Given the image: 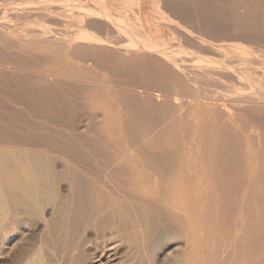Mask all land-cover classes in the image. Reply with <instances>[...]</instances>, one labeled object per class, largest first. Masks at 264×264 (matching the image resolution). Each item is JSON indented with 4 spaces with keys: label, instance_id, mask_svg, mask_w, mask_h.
Segmentation results:
<instances>
[{
    "label": "bare ground",
    "instance_id": "6f19581e",
    "mask_svg": "<svg viewBox=\"0 0 264 264\" xmlns=\"http://www.w3.org/2000/svg\"><path fill=\"white\" fill-rule=\"evenodd\" d=\"M80 1L65 0L64 7L72 6L79 12H85L91 20L94 19V22H91L97 27L103 28V24L98 23V19H101L111 30L116 28L120 32L117 28L121 25L119 20L113 17L107 18L106 9L116 13L112 11V6L107 5V0H93L91 6H85L86 4ZM101 1H105L103 11L97 8V4ZM164 4L167 6L169 2ZM153 6L158 10L164 5ZM4 7H7V4ZM42 12L36 11L41 14ZM46 12L50 11H44L43 14ZM52 13H55V16L60 14L59 12L56 14L55 11ZM52 13L48 14L49 17ZM166 13L169 15L168 12ZM55 16H53L54 20L57 17ZM15 19L13 18V21ZM168 20L174 19L168 18ZM258 21L259 18H234L233 22L237 26L234 29L243 28L244 31H248L242 35L221 34L222 28L224 31L227 27L224 24L220 30L218 26L220 35L218 36L217 33V40L226 41L233 38L230 56L234 64H219L218 59L215 60L213 56H201L199 65L202 68L204 65L210 68L213 74L208 81L212 80V83L220 84L235 83L237 80L244 84L252 83L255 91L251 90L252 94L248 91L247 96L249 94L264 96L263 86H261L262 90L257 89L256 80L252 82L251 79H256V76L251 71L253 67L250 66L249 58L255 57L257 52L248 46L256 52V54L253 52L254 56L249 57L253 54H250L252 50L246 51L247 46L241 42L244 38L264 39V22ZM2 22L4 24H0V41L6 40V42L4 49L0 48V95L9 94L6 92L9 91L11 98L22 97L25 106L31 105L32 107L29 109L28 106V109L34 108L35 110L32 109L33 114L36 112L34 116L40 113L43 121L31 118L27 120V115V119L23 117V120L19 118L23 114L18 117L23 111L17 114L15 109V111L11 109L16 112L11 111L13 119L8 121L2 118L6 120L2 121L0 118V252L3 247L5 248L4 244L9 241L10 236L14 235L20 216L35 215L40 221V217H43L49 207L51 218L45 222L43 237L36 250L32 247L35 251L26 264H52L53 261L65 264L66 262L88 264L91 258L92 260L95 258V261H91L90 264H106L99 257L103 256L102 250L108 249L110 244L126 246L123 262L125 264H153L149 259L151 255L146 259L148 252L151 251L152 254L153 251L158 250L162 241L166 239L177 240V248L180 249L175 261L170 264H264V139L261 140L259 136L260 139L258 138L257 144L253 147L251 137L237 131L238 128L242 131L246 130L245 124L242 123L243 118L255 119L252 128L262 127L264 124V119L256 115L258 110L255 106L251 110L240 108L241 105L249 102L248 99H229L228 96L238 94L229 90L225 94L227 97H199L196 91L202 89L203 83L201 84L198 73L192 75V72L186 71L183 62L180 63L175 59V50L172 46L166 45L154 36L150 41L141 40L137 37L136 31L131 30H125L126 34L132 36L131 41L127 42V39L123 38L125 40L121 39L119 43L90 30L82 32L77 30L75 35L70 31V35L72 33L73 41H76L72 43L81 42L99 46L83 45L79 50L87 60L89 59L88 61L100 65L105 64L106 61L107 64L103 67L112 73L115 72V75L117 71H121L120 74L117 72L118 76L123 72L124 78H126L124 74L141 77L145 76V73H150V78L167 80L168 84L164 85V88L176 92L174 94L178 97L176 101L175 98L155 106L152 98H149L146 104L140 103L133 94L131 96L120 94L118 90L115 93L120 95L117 94L119 96L115 97L116 88L110 89L111 85L109 89L113 91V97L107 94L108 97H104L105 94L101 92L106 91L107 86L101 88L104 90L100 92V88L93 86V88L89 86L85 88L82 85L78 87L74 84L34 78L27 73L22 75V71L20 74L17 73L19 65L14 62H4V60L19 59L16 56L12 58L13 53L6 52V47H18L20 51L22 48L23 51L26 49L31 55L26 58L31 59L39 56L56 57L54 55L60 54L62 43L60 44L57 33L48 25L43 26L42 30L39 28L40 31L31 32L32 38L29 41L23 42L21 39L25 36H20L21 41L9 42L7 37L16 33L10 29L12 23L8 26L9 24H5L6 20L3 19ZM22 22L24 21L18 23ZM23 24L21 27L26 23ZM159 26L157 24L152 30L162 38L164 35L159 31L161 30ZM18 29L17 33L21 28ZM171 29L175 31L177 28L171 27ZM51 36H55L52 40L54 39L56 46L50 41ZM201 36L195 39L198 42L202 40L200 44L216 42L212 35L207 34L202 36L203 38ZM68 41L71 43V40ZM224 43L226 45V42ZM103 45L111 47L119 45L120 48L128 50V55L131 52L135 55L141 52L144 56L132 57L131 60L118 58L109 50L103 49L101 47ZM53 49L58 52H54ZM120 56L123 57V54ZM145 56L157 59L162 63L161 67L145 64L142 60L146 59ZM84 60L87 61L86 58ZM9 66L17 71L7 73L5 67ZM215 70H219L220 73L216 74ZM215 74L220 75V78L213 77ZM91 75H95V72ZM3 78L7 80L2 82ZM94 78L96 79V75ZM215 78L220 81H215ZM223 93L220 92L222 95ZM245 94L243 93V97ZM76 95H78L76 99L83 100L86 107L101 112L100 115L96 112L93 116L90 114L91 117L88 115L86 119L81 117L82 107L79 106L81 104L72 98ZM185 96L188 97L184 98ZM157 100L161 99L157 98ZM114 101L118 103L115 104ZM19 102L15 104H20ZM158 109L159 111H156ZM145 111H153V114L155 111L157 114L148 116ZM190 114L192 119L189 118ZM14 115L18 117L15 120ZM20 121L29 127L27 131L24 123L22 124L24 128L18 125ZM56 125L60 128L56 129ZM193 126L195 133H191ZM61 127L69 131L65 134ZM190 133L194 134L191 140ZM99 252H102L101 256ZM12 256L6 257V264H12ZM120 262L118 261L119 264Z\"/></svg>",
    "mask_w": 264,
    "mask_h": 264
},
{
    "label": "rangeland",
    "instance_id": "374dc122",
    "mask_svg": "<svg viewBox=\"0 0 264 264\" xmlns=\"http://www.w3.org/2000/svg\"><path fill=\"white\" fill-rule=\"evenodd\" d=\"M56 1L58 2V4H57ZM56 1L55 0H0V8L3 7L2 9H0V22H2V20L4 19V21L6 20V22H5L6 25L9 24L8 26H10V24L12 23L11 26H10V29L12 30L13 33H16L14 36L11 35V37H7V41H9V42L10 41H21V40L23 42L24 41H29L32 38L30 36L31 32H37L39 30V28H40V30H42L43 26L48 25L51 29H53L57 33L56 34L57 35V39L60 40V44L62 43L61 44L62 46H60L61 47L60 48L61 51L59 50V47L57 49V50H59L61 55L58 53V55H54L56 57L39 56L37 58H33L32 57L31 59H29V57L26 58L27 56H31V55H29L30 53H28V51L26 49H24L25 51H23V48H22L21 51H20V48L18 49V47L17 48L16 47H12V46H11V48H10V46L6 47L5 48V50H7L6 52L13 53L14 56L12 55L13 56L12 58H15V56H16L19 59H16L17 61L4 60V62H14L15 64L20 66V68H17L18 71L15 68L10 67V66L8 68L5 67V69H7V73L9 71H17V73H19V74L22 73V72H23L22 75L24 73H27L29 75H32V77H34V78H40V79L47 80V81H50V82H57V83H61V84H72V85L74 84V85H76L78 87H80L82 85L85 88H87L88 86L91 88L93 86V87H97L98 89L100 88V92L102 90H104V89L101 90V88H103V87L105 88V86H107L108 89L106 88V91H102L101 92V94L102 93L105 94L104 97L106 96V94L108 96L109 95L112 96L118 90V92L120 94H125V95L128 94L130 96H131V94H133V96L138 98L140 103H145L146 101H148V100H150L152 98L151 100H153L154 104H156L155 106H158V105H160L161 103H163L164 101H167V100H171L172 101L175 98L176 99L174 101H176L177 98H178V97H176L174 95V94H176V92L175 91H171V90H166L164 88V85L168 84L167 80H162V79L160 80V79L150 78L149 77L150 73H148V74L145 73V76H141V77L140 76H138V77H134L133 76L132 77V76H128V75L124 74V76L126 77V78H124L123 77V72L121 73L122 76L121 75L118 76V73L120 74L121 71L120 72L117 71L118 73L116 72L117 75H115V72L112 73L108 69H106V67H103V65L107 64L106 61H105V64L101 63L102 65H100V63L97 64L94 61H88L89 59L87 60V57L85 55H83L82 53H80L81 50H79L80 47H82L83 45L85 47H94V46L95 47H99V46H96L94 44H89L88 45V43L85 44V43H81V42L72 43L74 35H75L77 30L79 32H82L83 30H86V31L90 30V31L98 33L101 37L109 38L110 40H113V41H116V42H118L119 40L121 41V39L125 40L123 38H126L127 39L126 41L130 42L132 36L126 34L125 30H131L132 32L136 31V34L138 35L137 37L139 39H141V40L142 39H146V40L150 41L151 37L154 36L158 40L160 39V41H163L166 45L168 44L169 46H172V49L175 50L174 51L175 59L177 61H180V63H181V61L183 62L182 65L186 66V67H184L186 69V71H188L190 73L192 72L191 73L192 75L194 73H198V78H199L201 84L203 83L201 85L202 89L199 88L198 91L195 90L196 92H198V96L199 97H225L226 96L225 94H227V90H229L231 92L238 93V94H240V95L237 94L239 97L236 94H234L236 97L235 96H231V97L228 96L229 99L230 98L231 99H239V100L240 99H248L249 102H247V103H245L243 105L240 104L241 105L240 108L241 109L242 108L243 109L247 108V110H249V109L251 110V108H253L255 106L257 108V110H258L256 115H258V116H260V117H262L264 119V112H263L264 111V101H262L264 99V96H263V94L262 95L261 94H259V95H250V94H252V93H250L251 90L255 91L254 87L251 85L252 83L248 84L247 82H245V84H244V83H240L238 80L235 83H224V84H220V83H217V82L216 83L215 82L212 83V80L208 81V80H210L212 78L210 76L213 75L211 73V69L205 67V65L203 66V68H204L203 69L201 67V65H199L200 63L198 61H200L199 58H201V56L202 57L203 56H207V57H210V56L212 57L213 56V58H216L215 60L218 59L217 62L219 64L220 63L230 64V65L234 64V60L230 56V54H231L230 53L231 52L230 45L233 44V42H232L233 38L232 39L229 38L226 41H224L223 39L222 40L219 39L221 42L223 41V43H221L219 40H217L218 38H216V37H218L220 35L218 32L223 27V22L222 21L220 22V20H219V18H221L219 16V12L217 11L215 16L212 15V16L207 17L205 15H201L199 13V6H198L199 0H184V2H185V5H184V17H185L184 23H181L180 21H177L175 18H173L171 16L170 13H169V15H167V13H166L167 11H165V9L162 8V7L158 8V10H156L155 6L152 7V11L150 13V14L153 15V17L151 19L150 16H148L147 14L146 15L144 14L145 12H144V10L142 8L143 6L140 5V3L143 0H118L117 2H115L116 0H107L106 1L107 5L108 6H112L113 7L112 11L116 12V13H111L108 9H106L108 11V13H106L107 18L113 17V18L119 20L121 25L119 27H117V28L120 30L121 33L118 32V30H116V28H112V30H111V28L108 27L106 22L103 23L104 21L102 22L101 19H98V18H97L98 19V23H100V24L102 23L103 24V28L97 27L95 23L93 24L94 19L91 20L88 16L85 15L86 14L85 12H79L76 8H73L72 6H65L64 7L65 0H56ZM60 1L63 2V4H61ZM82 1H80V2L83 3L84 5L86 4L85 6H87V5L91 6L90 3L93 4V0H84V2H82ZM231 1H232V6H231V17H232L231 20L232 21L226 22V27L227 28L224 31H223L224 28H222V31L220 32L221 34L222 33H228V34L231 33V35H233V34H241L242 35V34H244L246 32L248 33V31L247 30L244 31L245 29H243L242 27H241L242 29H240V30L234 29V28H237V26L233 22L234 18H241V19H244V18L258 19L259 18V21H258L259 23L260 22L262 23V21L264 22V0H231ZM122 2H125V3L121 4ZM4 3L7 4V7H4L5 6ZM9 3H11V5ZM12 3H14V4H12ZM103 3H105V1H101V3L97 4V8L100 9L101 11H103L105 9ZM113 3L116 4V5H113ZM55 4H57V5H55ZM61 5H62V7H61ZM57 6H60V7H57ZM66 7L67 8L69 7L70 9H74V10H70V9L67 10ZM16 8H17V10H16ZM36 8L37 9L41 8V9L37 10ZM48 8H49V10H47ZM8 9L10 10L9 12H8ZM159 9H160V11H159ZM30 10H31V12H29ZM32 10L35 11V12H33ZM36 11L37 12H39V11H41V12L42 11L43 12L44 11H48L49 12L50 11L49 13H52L53 11H55L56 14L58 12L60 14H58V16L56 15L57 16L56 17L54 15L55 13L54 14L52 13V15L56 17L55 20H54V17L51 14L50 15L53 18L51 16H50L51 17L50 18L49 15H48L49 13H47V12L45 14H43V12H42V14H41V13H36ZM76 11H78V12H76ZM13 13H14V15H13ZM35 13H36V15H35ZM20 15L23 17L24 20L22 19V17ZM59 15H61V16L59 17ZM17 16H18V18H16ZM13 18L14 19L16 18V19L13 21ZM168 18H173L174 20H168ZM84 19L86 21H84ZM7 20H8V22H7ZM16 20L18 22L24 21L22 23H24V24L26 23V24L25 25L23 24L24 26L21 27L22 23L20 24ZM52 20H53V22H52ZM91 21H93V22H91ZM152 21H154V22H152ZM56 22H58V23H56ZM160 23H161L162 26L160 25ZM171 23H172V25H169ZM227 23H229V24H227ZM0 24H4V23L2 22ZM157 24H158V26L160 25L159 27H161V30H159V31H162L161 33L164 35V37H162V38H159L157 36V34H155V32H153V30H152ZM15 25H18V27L21 28L19 33H21L22 35L17 33V31L19 29ZM176 26H178V27H176ZM218 26H219V28L221 27L220 30H217V29H219ZM231 26H232V28H230ZM106 27H108V28H106ZM171 27L173 29H175V28H177V29H175V31H174V30L171 29ZM23 29L24 30L27 29L26 30L27 33ZM71 29H73L74 31L71 30ZM70 31L74 32L73 37H72V33L70 35ZM13 33H11V34H13ZM217 33H218V36H216ZM256 33H259V32H256ZM27 34H29V35H27ZM201 34H204V35L208 34L209 36L212 35L214 37L215 41H216L215 43H213L214 45L213 44H207V43L200 44V43H202L201 39H199V40H201L200 42L196 41L195 39L200 37ZM204 35H202V36L204 37ZM20 36L21 37L25 36V37H23L21 39ZM55 36H53V37L51 36V38H50L51 39L50 41L53 42V45H54L55 41H53L54 39L52 40V38H55ZM12 37H14V38H12ZM57 39H56V41H57ZM68 39L71 40V43H69ZM188 40H189V42H188ZM227 41H228V43H230L229 45H228ZM5 42H6V40L0 41V48L4 49ZM73 42H76V41H73ZM224 42H226V45H225ZM241 42H243L247 46V48L245 47L246 51L252 50V52L250 51V54L254 52L253 49L257 52V54H256V52H254L256 54V56L253 57V58H251L250 56H254V53L249 55V57H250L249 58L250 66L253 67V69H251V71L256 76V79L255 78H251V79H253L252 82H254V80H256L255 82H257L256 83V88L257 89H261L262 88L261 86H263L262 89H264V74L262 75V72L264 73V69H262V68H264V66H263V64H264V61H263L264 60V55H263L264 54V45H263L264 44V39H262L260 37L244 38ZM246 42H248V43H246ZM256 42H258V43L256 44ZM48 44H49V42H48ZM79 44L80 45L82 44V45L80 46ZM193 44H195V45H193ZM216 44H217V46H216ZM199 45H201V46H199ZM54 46H56V45H54ZM248 46L250 48L252 47L253 49H249ZM101 47L103 49L105 48V49L109 50L114 56H117L118 58H125V59L131 60V59H133L136 56L137 57H143L144 56V53L142 54L141 52H139V53L137 52L136 55H135V53H132V52H131L132 55H130L131 53L129 52L130 54L128 55L127 54L128 50H126V49L124 50V49L120 48L119 45H115V46H112V47L103 45ZM242 48H244V46ZM257 49H259V50H257ZM53 50H54V52H56L55 51L56 49H53ZM228 50H230V51H228ZM236 52H238V51H236ZM122 54H123V57L120 56ZM9 55H11V54H9ZM18 55H19V57H18ZM146 55H148V54H146ZM126 56H128V57H126ZM84 57L86 58V60L88 62L84 60L85 59ZM145 58L146 59H142V60H144L145 64H147V65H155L156 67H161L162 63H160L157 59L151 58L150 56H148V57L145 56ZM254 58H257V59H254ZM190 61H191V63L189 64ZM251 61H253V62L251 63ZM195 62H196L197 65L195 64ZM126 63L129 64L128 62H126ZM191 64H192V67H191ZM69 65H70V67L68 68ZM71 65H73V66H71ZM257 65H258V67H257ZM24 66L29 67V68H33V69L29 70V69H27ZM260 66H261V68H260ZM22 67L25 68V69H22ZM254 67H256V68H254ZM94 72H95V75H96V79L94 78L95 75H91V74H94ZM215 72H216V74L220 73L219 70L218 71L215 70ZM125 73H127V72H125ZM178 73H180V72H178ZM216 74L213 77L217 76L218 78H220V75H216ZM89 75H90V77H89ZM79 76H81V77H79ZM97 76H98V79H97ZM144 79H145V81H144ZM184 79L188 80V79H186V77H184ZM6 80H7L6 78H3V80H1V81L4 82ZM215 81H220V80L219 79L217 80L215 78ZM142 83H143V85H142ZM246 83L248 85H246ZM110 85H111V87H114V88H111ZM258 86H260V88H258ZM84 87H81V88H84ZM109 87H110V89H115L116 88L114 90V93H113V91H111L109 89ZM203 87H206V88H203ZM210 87H212V88H210ZM159 90H161L162 93ZM218 90L219 91L220 90H225V91H220L221 93L224 92L223 95H222V94H220V92ZM248 91H249L250 94L247 96ZM6 92H8L9 94L4 92L5 93L4 95L3 94L0 95V111L3 112V113L5 112L4 114L0 113V115L1 114L5 115V117L2 116V115L0 116L1 120H2V118L6 119L8 121L13 119L12 114L16 113V112H14L16 110L17 114H18V112L23 111V112L18 114V117L23 114L22 117L21 116L19 117L21 119H23V117H24L25 119L28 118L27 120H30V118H31V119L36 120V121H40V122L43 121L42 117H40L41 116L40 113L37 112L39 115L37 114L36 116H34L36 114V112H34V111H33L34 114L32 113V109H34V108L29 110L32 107L31 105L27 104L29 106V109H28V106L27 107L25 106L26 103H24L25 101L22 99V97H18L19 99L17 97H14V98L12 97L13 98V100H12L11 93L9 91H6ZM240 92L246 93L244 95V97H243V93H240ZM73 93H76V92H73ZM119 93H117V94H119ZM117 94L114 95V96L116 97V96L120 95V94L119 95H117ZM141 94H143L144 97L141 96ZM241 94H242V96H241ZM6 95H7V97H6ZM77 96L78 95H76V97H72V98L77 100V101H79L80 103L79 102L78 103L81 104V105H79L80 107H82L80 109V112L82 111L80 113L81 117L86 119L88 115L91 117L90 114H92V116H93L94 113L96 114V112H98V111L95 112V109L93 110L92 108L86 107V105H84V103H83L84 102L83 100L76 99ZM108 96H106V97H108ZM140 96H141V98H140ZM148 96H150V97H148ZM257 96H258L259 99L257 98ZM153 97H154V99H153ZM186 97H188V96H185L184 98H186ZM260 97H262V98H260ZM157 98H160L161 100L158 101ZM18 100L19 101L21 100V101L19 102ZM117 100L119 101V99H117ZM15 101H17V102H15ZM115 101H116V99H115ZM115 101H114V103H115ZM18 102L20 104H15V103H18ZM117 103L118 102H116L115 104H117ZM258 105H260L261 108L262 107L263 108L260 109L259 108L260 106H258ZM83 108H86L88 110L90 109V110L89 111H87L86 109L83 110ZM11 109L12 110L15 109V110L12 111ZM11 111L13 112L12 114H11ZM156 111H159V109L156 110ZM260 111H262V112H260ZM145 112L148 114V116H156L155 114H157L155 111H154V114H153V111H145ZM99 113H101V112H98V115H100ZM261 113H263V115ZM17 114H15V115L17 116ZM31 114H33V115H31ZM15 115H14V120L16 118H18V117H15ZM26 115H27V118H26ZM96 116L97 115H95V117ZM33 117H40V118L34 119ZM189 118L192 119L191 114L189 115ZM6 120H4V121H6ZM242 121H243L242 123L245 124V126H246V130L242 131L240 128H238L237 131L239 133L245 134L246 136L248 134L251 137V139L253 140L251 142H253V147H254L255 144H257L259 136H260L261 140L264 139V124L262 125V127L258 126L257 127L258 129H257L255 127L252 128V126L255 125V122H254L255 119H253L252 117L243 118ZM23 123L24 122L20 121V122H18V125L22 127ZM247 124H249V125H247ZM24 125H25V131H27L28 130L27 128H29V127H26L25 123H24ZM24 125H23L22 128H24ZM12 128H15V127H12ZM57 128H60V127H57V125H56V129ZM82 128H80V129H82ZM61 129H62L63 132H65V134L69 131V130L65 131V129H67V128L61 127ZM244 129H245V127H244ZM191 133H195V127L194 126H193V128L191 130ZM191 133H190V140L193 139V136H194V134L192 135ZM89 135L93 136V134H89ZM50 211L51 210L48 207L45 210L43 217H40V221H39V218H37V216H35V215H31L29 217V215L23 214L22 216H20L19 220H20L21 223L19 222V224L17 225L18 229L17 228L15 229L14 235L10 236L9 241L6 244H4L5 248L4 247H3V249L1 248L2 250L0 252V264H6L5 261H7V258H9L8 256L11 257L12 255H13L12 259L10 258L12 264H17V263L18 264H26L27 263L28 258H30L32 256L34 251L37 249L41 238L43 237L42 233L44 231L45 222L48 221V218H51L50 217L51 215H49ZM33 216H35V217H33ZM19 225H21V226H19ZM23 226H25V227H23ZM42 226H43V228H42ZM15 239L17 240V242H16ZM18 239H19V241H18ZM113 245L114 244H110L108 246V249H104V250L101 249L102 252H103V256H101L102 252H99V255L101 254L100 255L101 257H99V258H101L103 263H106V264H110V263L111 264L112 263L113 264H119L118 261L120 262L123 259V261H121L120 263L121 264H125L123 262H124V258L126 256V252H125L126 246L123 245V244H122V246H121V244L118 245V246H117V244H115L114 246ZM177 245H178L177 240H173V239L163 240L161 245H160V247H158V250L157 249L155 250L156 252L153 251L152 254H151V251H150V253L148 252V255H147L146 259L149 258V256L151 255V257L149 259L152 260L151 263H153V264H162V263L163 264H170V262H174L175 261V256L178 253V251L180 250L179 248H177ZM110 246H112V247H110ZM90 247L94 248L93 246H90ZM26 248H28V249H26ZM90 250L91 249H89L88 252H90ZM13 251H15V252H13ZM122 251H123V254H122ZM3 252H4V254H3ZM24 253L25 254L29 253V254L28 255L26 254V256H25V255H23ZM110 255H111V257H110ZM19 256L22 257V258L20 259ZM104 256L105 257L107 256V257L105 258ZM89 257H90V254H89ZM14 258H16V260H13ZM118 258H121V259L119 260ZM92 259L93 258H91V260L89 259L90 261L88 260V264H90L91 261H95V258H94V260H92ZM97 259H98V257L96 258V260ZM106 260L108 261V263H107ZM14 261H15V263H14ZM161 261H163V262H161ZM54 262L55 261H53L52 264H59V263L60 264H62V263L65 264L64 262H58V261H56L55 263ZM66 264H68V263L66 262Z\"/></svg>",
    "mask_w": 264,
    "mask_h": 264
},
{
    "label": "crops",
    "instance_id": "0c3cea01",
    "mask_svg": "<svg viewBox=\"0 0 264 264\" xmlns=\"http://www.w3.org/2000/svg\"><path fill=\"white\" fill-rule=\"evenodd\" d=\"M143 0L140 5H142L144 14L153 17L151 13L153 5H159L164 7V9L171 14L173 18H175L177 21H180L181 23H184L185 17H184V0ZM165 6L164 3H168ZM153 3V5H152ZM178 3V4H177ZM151 4V5H150ZM172 5V6H170ZM174 5V6H173ZM199 6V13L201 15H205L207 17L209 16H215L216 12H219V18L220 22H223V25H226V22H230L231 18V6L232 1L231 0H199L198 2ZM168 7V8H167ZM170 7V8H169ZM149 13V14H148ZM229 24V23H227Z\"/></svg>",
    "mask_w": 264,
    "mask_h": 264
}]
</instances>
